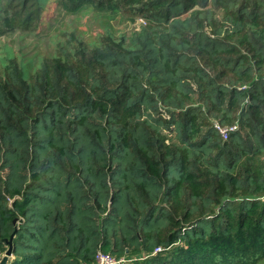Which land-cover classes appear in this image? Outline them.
Segmentation results:
<instances>
[{
	"label": "trees",
	"instance_id": "trees-1",
	"mask_svg": "<svg viewBox=\"0 0 264 264\" xmlns=\"http://www.w3.org/2000/svg\"><path fill=\"white\" fill-rule=\"evenodd\" d=\"M47 1L0 0V37ZM56 1L144 24L4 65L0 260L264 264V0Z\"/></svg>",
	"mask_w": 264,
	"mask_h": 264
},
{
	"label": "rangeland",
	"instance_id": "rangeland-1",
	"mask_svg": "<svg viewBox=\"0 0 264 264\" xmlns=\"http://www.w3.org/2000/svg\"><path fill=\"white\" fill-rule=\"evenodd\" d=\"M144 24L143 19L133 21L130 17L104 15L91 6H84L76 13H67L56 0H48L40 21L30 32L9 30L0 37V79L4 78V65L9 60L38 64L56 50V42L64 43L73 33L85 40H95L109 32L114 38L131 36Z\"/></svg>",
	"mask_w": 264,
	"mask_h": 264
},
{
	"label": "built area",
	"instance_id": "built-area-1",
	"mask_svg": "<svg viewBox=\"0 0 264 264\" xmlns=\"http://www.w3.org/2000/svg\"><path fill=\"white\" fill-rule=\"evenodd\" d=\"M216 128H217L218 132L220 133V135L225 140L228 139L229 132L237 130V126H233L231 128H225V127H221V126L217 125ZM159 250H157V251H159ZM126 262H127L126 259H123V258L122 259H116V258L112 257L111 255L104 254V253H99L96 257V264H125ZM81 264H85V263H81Z\"/></svg>",
	"mask_w": 264,
	"mask_h": 264
},
{
	"label": "water",
	"instance_id": "water-1",
	"mask_svg": "<svg viewBox=\"0 0 264 264\" xmlns=\"http://www.w3.org/2000/svg\"><path fill=\"white\" fill-rule=\"evenodd\" d=\"M17 222L14 221V224H16ZM16 235V231L13 233V235L11 236L10 240H5V242L8 244L9 248L6 251L5 255L3 256V258L0 260V264H8L10 259L13 256V239Z\"/></svg>",
	"mask_w": 264,
	"mask_h": 264
}]
</instances>
